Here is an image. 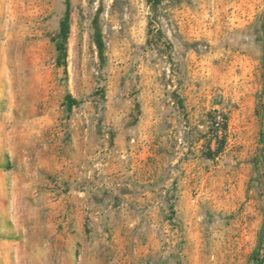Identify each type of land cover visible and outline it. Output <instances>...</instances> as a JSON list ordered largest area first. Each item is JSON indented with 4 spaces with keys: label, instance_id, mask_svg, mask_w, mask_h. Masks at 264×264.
<instances>
[{
    "label": "rangeland",
    "instance_id": "obj_1",
    "mask_svg": "<svg viewBox=\"0 0 264 264\" xmlns=\"http://www.w3.org/2000/svg\"><path fill=\"white\" fill-rule=\"evenodd\" d=\"M69 1L0 0V264H264V0Z\"/></svg>",
    "mask_w": 264,
    "mask_h": 264
},
{
    "label": "trees",
    "instance_id": "obj_2",
    "mask_svg": "<svg viewBox=\"0 0 264 264\" xmlns=\"http://www.w3.org/2000/svg\"><path fill=\"white\" fill-rule=\"evenodd\" d=\"M149 3L152 6H155L159 0H148ZM64 4H65V11L63 14L62 19L60 20L59 23V31L56 35L55 38V49H56V53H57V64H59L60 66L65 67L66 66V59H67V41H68V36H69V32H70V1L69 0H64ZM95 35H96V44L99 50V54L100 57L102 59L103 57V43L99 34L98 29H96L95 31ZM74 105V101L68 96L67 97V106L69 109L72 108V106ZM217 117L219 119H221V122H217L216 121V116L213 118V122H212V126L213 127H219L225 131L226 130V118L225 117H221L219 115H217ZM223 148V139L220 140V144L217 145V149L215 152V155H217L218 153L221 152Z\"/></svg>",
    "mask_w": 264,
    "mask_h": 264
}]
</instances>
